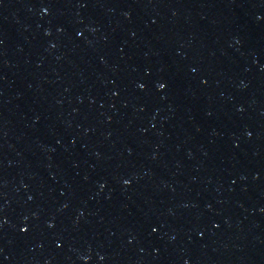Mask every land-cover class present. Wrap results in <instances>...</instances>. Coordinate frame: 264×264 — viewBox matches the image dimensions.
<instances>
[{
  "label": "water",
  "instance_id": "obj_1",
  "mask_svg": "<svg viewBox=\"0 0 264 264\" xmlns=\"http://www.w3.org/2000/svg\"><path fill=\"white\" fill-rule=\"evenodd\" d=\"M0 264H264V0H0Z\"/></svg>",
  "mask_w": 264,
  "mask_h": 264
}]
</instances>
